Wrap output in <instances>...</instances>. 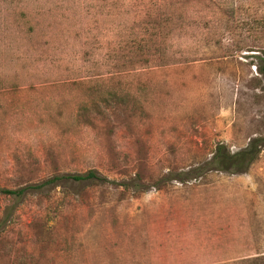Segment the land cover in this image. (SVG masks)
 <instances>
[{"label":"rangeland","instance_id":"374dc122","mask_svg":"<svg viewBox=\"0 0 264 264\" xmlns=\"http://www.w3.org/2000/svg\"><path fill=\"white\" fill-rule=\"evenodd\" d=\"M264 0H0V264H264Z\"/></svg>","mask_w":264,"mask_h":264},{"label":"trees","instance_id":"16d2710c","mask_svg":"<svg viewBox=\"0 0 264 264\" xmlns=\"http://www.w3.org/2000/svg\"><path fill=\"white\" fill-rule=\"evenodd\" d=\"M263 138L255 137L251 139L250 143L238 150L231 151L225 143H218L215 149V152L212 156V159L207 163L210 169L220 170L230 173H245L247 172L253 163L258 159L263 146ZM60 179H74L77 181H86V180H103L104 177H101L96 170H90L86 173L71 175L66 174L61 177L56 176L50 179L45 180L43 183L23 187L20 189H0V192L3 194L14 195L16 197H22L32 189H41L44 186L54 183Z\"/></svg>","mask_w":264,"mask_h":264}]
</instances>
